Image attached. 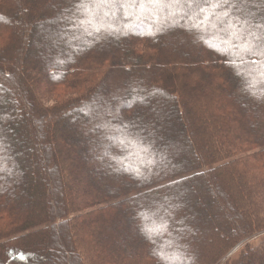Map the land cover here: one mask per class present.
Instances as JSON below:
<instances>
[{
	"label": "trees",
	"instance_id": "1",
	"mask_svg": "<svg viewBox=\"0 0 264 264\" xmlns=\"http://www.w3.org/2000/svg\"><path fill=\"white\" fill-rule=\"evenodd\" d=\"M79 4L0 0V264L55 231L67 264H222L264 230V55L211 9Z\"/></svg>",
	"mask_w": 264,
	"mask_h": 264
},
{
	"label": "snow or ice",
	"instance_id": "2",
	"mask_svg": "<svg viewBox=\"0 0 264 264\" xmlns=\"http://www.w3.org/2000/svg\"><path fill=\"white\" fill-rule=\"evenodd\" d=\"M88 2L89 0H80L78 7H86ZM91 3L96 4L98 7H108L110 9L117 6L119 8H127L147 5L187 6L190 8L194 5L199 8L201 13L205 14V18L208 20H211V16H208L206 9H211L212 16H216L221 23H223L225 18L228 19L229 25L226 31H230V36H235L238 41H243V43L236 45H231L230 41H226L230 47H236L245 53L259 51L261 55H264V21L256 22L251 18L252 14L247 10L250 0H91ZM217 9L220 11L217 12ZM233 20L237 21V23H231ZM202 23L203 19H200L199 23L194 25V27H199ZM236 28H239L240 31H231ZM95 30L98 32L100 29L96 28ZM241 33H244V35H241ZM257 41L260 43L257 44ZM238 54L233 53V55Z\"/></svg>",
	"mask_w": 264,
	"mask_h": 264
},
{
	"label": "rangeland",
	"instance_id": "3",
	"mask_svg": "<svg viewBox=\"0 0 264 264\" xmlns=\"http://www.w3.org/2000/svg\"><path fill=\"white\" fill-rule=\"evenodd\" d=\"M35 9L31 10L32 12ZM26 56H28V54H26ZM5 90L8 89V87L6 86L5 83L0 81V92L1 90ZM49 105V104H48ZM52 105V104H51ZM49 105V106H51ZM174 139V138H173ZM76 159V156L74 157ZM77 160V159H76ZM178 165H180V163H178ZM210 189V185L207 184V190ZM212 189V187H211ZM223 189V194L226 198H228L229 196H227V192L225 190V188ZM193 193H196L194 190L192 191ZM226 194V195H225ZM212 196V195H211ZM231 196V194H230ZM234 198L236 197L235 195H233ZM231 196V197H233ZM214 201V197H211V201ZM236 199V198H235ZM197 203L198 205H202L205 203V200H199L197 199ZM236 201V200H235ZM196 205V206H198ZM54 236V243H55V250H56V254L52 257V264H67L69 261H71L70 258V254L69 252V248L66 246L65 244V240H62V232L58 233L57 231H55L53 233ZM259 252L262 253L264 255V230L252 237L246 238L243 241H241L238 245H236L231 252L225 257V259L223 260L222 264H239L242 262V259L249 254V252ZM189 255H187L188 257ZM190 257V256H189ZM188 257V258H189ZM184 263H187V259L186 257L183 258ZM264 264V262H263Z\"/></svg>",
	"mask_w": 264,
	"mask_h": 264
}]
</instances>
